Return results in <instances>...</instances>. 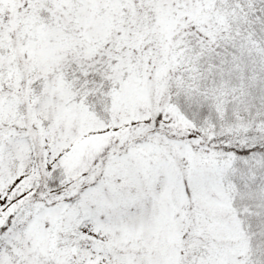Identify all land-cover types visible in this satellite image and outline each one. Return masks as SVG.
I'll return each mask as SVG.
<instances>
[{"label": "snow or ice", "instance_id": "1", "mask_svg": "<svg viewBox=\"0 0 264 264\" xmlns=\"http://www.w3.org/2000/svg\"><path fill=\"white\" fill-rule=\"evenodd\" d=\"M0 264H264V0H0Z\"/></svg>", "mask_w": 264, "mask_h": 264}]
</instances>
